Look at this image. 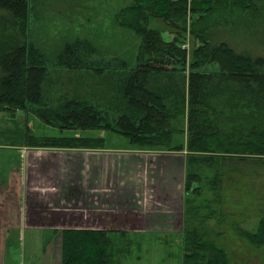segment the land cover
Listing matches in <instances>:
<instances>
[{"label":"trees","instance_id":"16d2710c","mask_svg":"<svg viewBox=\"0 0 264 264\" xmlns=\"http://www.w3.org/2000/svg\"><path fill=\"white\" fill-rule=\"evenodd\" d=\"M31 7V0H0V9L8 14L0 18V111L12 115L25 111L58 131L105 129L139 148L185 151L186 199L189 193L201 192L195 185L203 181L192 165L228 158H264V57L237 52L225 41L211 44L212 30L219 24L242 27L249 35L256 27L264 33V0H133L119 8L113 19L118 28L139 37L132 67L114 56L94 65L93 46L86 39L66 42L58 55L62 68H82L79 65L83 64L85 69L100 73L110 70V65H121L116 114L91 101L50 103L43 98L46 66L42 53L29 40ZM152 20L171 27V37L164 38L163 30L152 26ZM186 35L197 41L189 57L183 47ZM208 63L216 64L219 71L202 70ZM185 71L187 75H180ZM156 74L166 81L157 82ZM179 115L185 117V129L173 124ZM179 133L185 134L184 142L173 144V135ZM24 137V145L40 148L94 149L105 143L91 135L35 136L25 132ZM138 224L136 213H125L115 229L105 225L62 229L59 264H121L117 254L125 249L118 244L127 234L121 227ZM185 224L183 264H229L226 252L201 239L189 218ZM242 234L256 245L263 244L264 215L256 232Z\"/></svg>","mask_w":264,"mask_h":264},{"label":"rangeland","instance_id":"374dc122","mask_svg":"<svg viewBox=\"0 0 264 264\" xmlns=\"http://www.w3.org/2000/svg\"><path fill=\"white\" fill-rule=\"evenodd\" d=\"M132 1L31 0L29 40L42 53L46 66L42 81L45 100L50 103L65 99L91 101L116 114L115 106L120 104L118 88L122 76L118 71L121 65H110V70L100 73L85 69L83 64L79 65L82 68L66 69L58 63V55L66 42L84 38L93 46L91 55L95 58L91 61L94 65L98 59L114 56L125 60L129 67L134 66L139 37L124 32L113 20L119 8ZM2 16L8 17V14L0 9V18ZM151 25L162 29L164 38L171 37V27L158 20H152ZM220 41L227 42L237 52L264 57V33L259 27L249 35L242 27L216 25L211 44ZM184 44L189 57L197 41L186 35ZM201 69L219 71L214 63L205 64ZM187 71L180 75H187ZM154 78L157 82L166 81L160 74ZM173 124L177 129H185V117L179 115ZM25 132L58 137L103 135L106 151H101L103 148L28 146L24 145ZM106 132L111 131H58L25 111L18 110L14 115L0 111V149H8L0 162L3 169L24 163L30 174L31 168L35 167V180L39 183L44 180L38 188L50 184L52 181L47 178L55 174L54 185L60 181L75 185L77 181V188L70 185L73 195L55 196L54 204L69 207L76 214L83 213L86 208L92 218L104 214L107 227L116 226L125 213L131 216L136 213L139 224L135 228L121 227L127 231L122 243L118 244L125 249L117 254L121 264H183L182 232L186 218L191 220L193 231L198 232L201 239L214 242L226 252L229 264H264V243L256 245L242 234L243 231L256 232L264 215V158L235 155L239 159H218L213 164L192 165L193 170L202 174L203 181L194 184L201 192L189 193L186 199L183 192L185 151L139 148L123 136H110ZM185 138L184 133L174 134L173 144L182 143ZM12 149L17 150L15 155ZM47 161L52 167L46 170ZM40 162L45 171H38ZM87 165L93 167L88 170ZM12 176V181L16 180L17 172ZM63 182L61 188L66 185ZM22 185H26L25 176ZM11 189L13 185L9 186L8 197L14 201L17 197H13ZM22 189L25 192L26 186ZM46 203L43 211H46ZM115 208L119 214L106 212ZM38 214L39 210H35L36 220ZM11 219L14 220V216ZM15 230L7 237L6 246L0 252V264H43L48 256L51 262L47 264H59V237H54L48 246L45 242L52 236L45 230Z\"/></svg>","mask_w":264,"mask_h":264},{"label":"crops","instance_id":"0c3cea01","mask_svg":"<svg viewBox=\"0 0 264 264\" xmlns=\"http://www.w3.org/2000/svg\"><path fill=\"white\" fill-rule=\"evenodd\" d=\"M99 60V59H98ZM97 60V62H99ZM110 136L120 137L122 135H119L114 132H106ZM106 139L105 136H99ZM8 149H0V157L4 154H6ZM13 150V149H12ZM101 151H106L105 148L101 149ZM14 152H17L16 149L12 151L13 155H15ZM100 154H104L103 152ZM54 160V159H53ZM45 168L46 170L49 167H52V165L49 164ZM43 162H40L37 164L38 171H45V169H41ZM54 166V165H53ZM92 165L85 166L86 169L92 168ZM32 173L30 174L27 170L26 165L23 163L21 165L15 166L12 165L10 168L9 166L6 169H3V164L0 162V252L5 248L7 243V237L10 235L12 231H16L15 229L19 230H32L35 232V230H45L49 232V235L52 236L48 243L45 242V245L47 244L50 246V242L53 237H59V232L62 229L65 228H91V229H98V228H104V214L97 217H91L90 212L85 211L83 213L76 214L75 210H71L69 207L66 208L65 206L59 205V207L54 204L55 196H60V194L65 193V196L73 195V192L71 186L78 187L79 183L76 181V184L74 183H66L63 181H60L58 185L52 184L55 178L54 176H49L47 179H51V183L48 184L47 182L46 186H40L38 188L39 180H35V167L31 168ZM14 172H17L18 176L16 180L12 181V174ZM25 176V182H26V190L23 191L22 188L25 186L22 185L23 178ZM42 181V179H40ZM72 180V179H70ZM69 180V181H70ZM62 182L66 185L61 188ZM83 184V181H82ZM13 185V190L11 191L14 193L13 197H17L16 200H10L8 197L9 194V186ZM81 186V185H80ZM40 195H47L46 198L44 196ZM46 203V211H43V204ZM35 210H39L38 218L36 220L35 216ZM101 210V209H100ZM110 210V209H108ZM43 212V213H42ZM101 212V211H100ZM109 213H112L113 215L119 214L118 208L111 209L110 211H106ZM104 212V213H106ZM12 220L11 218H13ZM106 226V225H105ZM109 229H115L114 226L108 227ZM57 231V232H56ZM29 241H32L29 240ZM60 247V246H59ZM48 262H51V259H46L43 264H47ZM59 263H60V257H59Z\"/></svg>","mask_w":264,"mask_h":264},{"label":"built area","instance_id":"2783aa9c","mask_svg":"<svg viewBox=\"0 0 264 264\" xmlns=\"http://www.w3.org/2000/svg\"><path fill=\"white\" fill-rule=\"evenodd\" d=\"M183 47H185V44L183 45Z\"/></svg>","mask_w":264,"mask_h":264}]
</instances>
